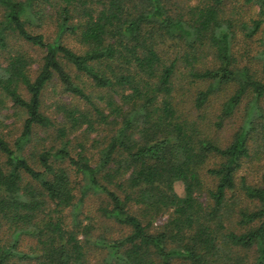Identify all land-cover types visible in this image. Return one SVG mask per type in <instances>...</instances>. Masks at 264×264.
Returning a JSON list of instances; mask_svg holds the SVG:
<instances>
[{
	"label": "trees",
	"instance_id": "obj_1",
	"mask_svg": "<svg viewBox=\"0 0 264 264\" xmlns=\"http://www.w3.org/2000/svg\"><path fill=\"white\" fill-rule=\"evenodd\" d=\"M168 1L0 0V108L24 117L15 138L0 121V264H90L93 247L105 264H264V174L243 175L264 159V80L233 55L231 0ZM245 2L258 8L247 38L264 36V0ZM46 23L54 39L34 30ZM181 81L196 88L190 113ZM53 86L84 108L58 103V123L44 109ZM244 99L257 114L240 113ZM40 130L54 131L52 146ZM91 197L129 233L96 234L82 218Z\"/></svg>",
	"mask_w": 264,
	"mask_h": 264
},
{
	"label": "rangeland",
	"instance_id": "obj_2",
	"mask_svg": "<svg viewBox=\"0 0 264 264\" xmlns=\"http://www.w3.org/2000/svg\"><path fill=\"white\" fill-rule=\"evenodd\" d=\"M197 3V0H169V8H175L176 5H180L184 8H188L190 6H193ZM229 7L231 8V13L229 12V17L236 20V22L239 25V33L238 38L233 42L232 48H233V55L236 57L238 62H240V66L249 64L252 72L255 73L260 79L264 80V36L261 34V32L253 38H247L248 31L245 30L242 27V23H250L251 19L257 18L258 14V8L253 7L250 5H247L245 0H236L233 2L232 0L229 2ZM181 11V10H179ZM1 14V13H0ZM37 33H43L46 38L54 39L56 34L55 30L52 24L46 23L43 27V29L37 30ZM69 44L72 48L76 49L77 51H80V46L76 42L69 41ZM172 45V44H171ZM178 49H171V57L174 58L177 55ZM38 52V51H37ZM40 52V51H39ZM40 53H38V57H40ZM213 64L215 67L218 66L217 62H212L210 59L206 62V65ZM183 68V64L180 66V68ZM37 69V65H35L34 70ZM181 84L184 87V92L186 94L189 92V98L187 99L186 103L183 102V105H185V109L188 113L193 111V109L190 108L191 105V99H192V93L195 92L196 88L190 87L187 85L186 82H182ZM55 87V89L53 88ZM48 89L45 95L44 100V109L48 115H50L54 120H58L59 123L62 120V116H59L56 113L57 104L58 103H68V104H77L81 106L83 105L79 104L77 102V99H74L73 96L63 94L61 92V88L58 86H53ZM202 88H205V85L201 86ZM193 88V89H192ZM233 88H229L225 90L222 93H219L216 96H212V100L210 102L209 108L207 109L208 112V118H213L219 112L220 107L222 106L223 102L225 101V97L228 96L230 93L232 94ZM184 99V98H183ZM253 100V99H252ZM250 99H244V102L242 104V110L240 113L244 114L247 110L251 111L252 114L258 113V104L257 103H251ZM262 105V104H261ZM8 116L7 118H5ZM24 117H22V114L19 113L18 115L14 114L13 105L11 102H7L5 107L0 108V121H3L5 126L7 128L4 129V132L12 131V138H15L19 136V130L23 125ZM209 121V120H208ZM19 128V129H18ZM86 126L84 127V129ZM232 128L225 130L224 132H221L219 134V138L222 142L227 143L231 140V131ZM38 133V131H37ZM81 133V131H79ZM81 140H83V135L78 134ZM96 134H92L90 137L94 138ZM39 141H42V146H52L55 140V133L54 131H39V136H37ZM71 138H74L72 136ZM92 141H90L88 146L91 144ZM75 143V142H74ZM78 143V141L75 143ZM93 152H98V150H94ZM264 156V155H263ZM263 174H264V159L261 161L258 160H251L247 161L245 163L244 169H243V175L246 176L249 179V182H262L263 180ZM207 180V179H206ZM211 181V180H209ZM212 186V184H209ZM180 193H183L182 187L177 186ZM101 199L99 197H91L87 200L86 208H85V215L82 216V218L92 217L96 224L98 231L96 234H102L108 237V238H120L121 236L129 233V230L126 228L121 227L115 222L108 221L106 218H103L102 215L99 212V207L101 204ZM250 207H254V204H251ZM168 221V216H162L157 220V222L154 225L153 231L154 232H160L165 227V224ZM23 242L21 243V250L24 252H30L31 247L35 244V240L28 236H24L22 239ZM104 252L97 247H93L90 250V255L88 260L90 261V264H105L104 262Z\"/></svg>",
	"mask_w": 264,
	"mask_h": 264
}]
</instances>
